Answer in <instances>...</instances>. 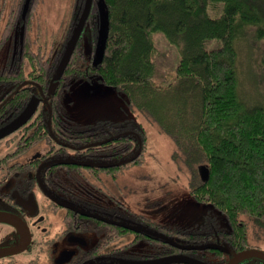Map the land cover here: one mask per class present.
I'll return each instance as SVG.
<instances>
[{
  "label": "trees",
  "instance_id": "16d2710c",
  "mask_svg": "<svg viewBox=\"0 0 264 264\" xmlns=\"http://www.w3.org/2000/svg\"><path fill=\"white\" fill-rule=\"evenodd\" d=\"M34 1L28 0L27 34L17 47L18 59L0 68V128L19 115L32 96H37L41 104L28 123L18 129L20 138L9 155H21L49 139L54 143L50 149H58L66 158L76 150L74 157L102 159L107 155L104 158L108 161L124 157L123 166L140 161L141 154L133 152L145 144L143 129L121 132L106 123L79 130L64 115L62 91L68 87L67 77L96 75L172 137L189 166L198 167L199 172L202 166L208 169L206 180L196 174L191 194L228 221L230 230L217 234L224 246L232 253L248 249V227L242 218L253 220L264 232V104L251 106L241 95L237 41L248 40L250 45L264 41V0H98L109 16L104 53L96 58L94 52L85 63L76 51L54 92L49 86L61 49L46 59L40 50L35 53L31 49L28 32ZM2 13L0 5V18ZM97 14L93 3L89 20L94 21V31L98 29ZM16 27L6 24L0 33V49ZM80 43L81 39L76 49ZM161 43L176 55L172 60L161 51ZM257 60L264 70V48ZM58 141L70 146L59 148ZM59 165L67 168L75 187L85 179L82 173H91L95 180L92 170L118 168L69 161ZM55 175L51 174L53 183ZM70 190L73 195L82 191L66 188L68 195ZM157 229L171 234L167 227ZM178 234L194 244L211 239L209 234ZM156 242L160 255L166 254L164 247L169 252L177 251L160 239L151 244ZM200 251L203 256L210 252L221 258L228 255L216 249ZM240 264L264 261L248 259Z\"/></svg>",
  "mask_w": 264,
  "mask_h": 264
},
{
  "label": "rangeland",
  "instance_id": "374dc122",
  "mask_svg": "<svg viewBox=\"0 0 264 264\" xmlns=\"http://www.w3.org/2000/svg\"><path fill=\"white\" fill-rule=\"evenodd\" d=\"M15 1L0 0V5L3 8L0 18L1 34L8 22V10ZM34 2L28 32L32 42L31 49L35 53L40 50L44 54V59L52 53L59 54L60 49L62 56L81 16L85 0H35ZM94 3L98 12V0ZM97 16L98 29L95 28L94 31L92 25L94 21L91 19L87 21L80 38L79 48L81 50L79 48L75 50L77 53L80 52L85 63L94 56V52L97 53L99 13ZM21 35L22 28H18L1 47L0 68L16 59L17 47L21 44ZM163 43L160 44L161 51L166 55L168 53L167 59L172 60L176 55L169 52L168 45ZM251 45L248 40L237 41L240 92L244 100L253 106L257 103L264 104V70L259 66V60H257L258 52L262 53L264 48V41ZM67 78H70L67 82L68 87L65 89L63 87L62 91L63 113L74 128L84 130L110 123L119 127L121 132H137L139 129H143L145 144L133 152V155L141 154V159L137 163H129L110 171L92 170L95 180L92 179L91 173H82L85 179H82L81 184L76 187L73 186L82 189V191H74V195H70V197L77 196L76 199H70L68 194H66V199L78 200L79 203L80 200L87 201L89 203L88 210L107 208L108 212H116L121 215L123 220L132 227L162 232L164 235H166L165 232L157 227H167L171 233L167 236L171 239H182L181 236L177 237L180 235L178 233H205L211 236L210 240L206 239L205 241L203 238L202 243L205 246L224 245L225 242L217 234L220 230H230L228 221L221 212L208 203L196 201L191 194L194 177L197 173L200 177L201 173L198 167L193 168L187 164L172 137L162 132L160 127L144 112L131 106L127 97L117 88L103 84L98 76L77 77L70 75ZM19 138L20 133L17 130L16 133L1 139L0 157L12 152ZM53 144L51 140L43 139L39 145L27 151L28 153L24 154L21 160H25L36 151H48L53 147ZM69 155L67 158H71V154ZM13 181L16 186L18 181L24 183L26 177H14ZM69 183L75 185L73 181ZM42 189L53 194V190L48 186H42L40 189L35 183L32 190L38 196V203L41 204L46 199L50 200L42 193ZM0 190L6 189L0 187ZM110 196L113 197V200ZM58 198L61 196L58 195ZM106 198L109 200H105ZM242 220L248 227V249L264 252V232L254 225L253 220L246 217ZM7 229L0 224V244L10 243L11 237L7 235ZM125 231L124 244L129 247L126 251L128 258H138L140 254L150 250L158 252L159 242L153 245L145 241H133V236L128 235L129 232ZM180 242L183 243V241ZM185 244L195 245L197 243L187 241ZM164 248L166 254H162L161 256H164L162 258L171 257V253L177 252L176 250L169 252V248ZM228 255L221 258L210 252L201 256L207 264H225L230 258ZM45 257H40L38 264H50ZM16 259L19 261L17 264H24L26 261L22 256H17Z\"/></svg>",
  "mask_w": 264,
  "mask_h": 264
},
{
  "label": "flooded vegetation",
  "instance_id": "af4514ba",
  "mask_svg": "<svg viewBox=\"0 0 264 264\" xmlns=\"http://www.w3.org/2000/svg\"><path fill=\"white\" fill-rule=\"evenodd\" d=\"M27 4L28 0H16L10 6L7 15V24L9 22L10 24H17L13 32L18 28H22L21 44L19 45H22L27 34L25 18ZM17 54L18 52L16 53V59H18ZM58 143L59 148L70 146L63 141H58ZM75 151H71V158H66L58 149H49L43 152L36 151L25 160H21V157L28 152L16 156L9 155V152L0 157V174L3 173V175H0V187L6 189L4 191L0 190V211L16 215L20 218L23 227L27 229L25 234V230L0 222L1 225L8 228L7 235L11 237L10 243L7 245L0 244V248L18 246L26 241L27 237L29 240L26 249L12 255L0 257V264H17L19 262L16 259L17 256H22L26 260L24 264H38L40 257L45 256L50 264H141L163 259L164 256L153 250L143 252L138 258H128L126 251L129 247L124 244L126 240L124 231L129 225L121 215L116 212L110 213L107 208L94 211L88 210L89 203L87 201L80 200L79 203L78 200H70L77 197H70V195H73L71 190L68 196L70 199H66V188L74 189V187L69 183L70 176L66 170L67 168L59 164L69 161L76 165L96 164L102 167L118 165L119 168L120 165L123 166L122 162L125 160L124 158H118L117 160L108 161L109 158H104L107 155L102 156V159H94L92 155H87L85 158L74 157L73 153ZM52 173H56L54 183L52 182ZM14 177H26V181L24 183L18 181L15 186ZM35 183L40 189L46 185L53 190V194H51L46 189V192L42 189V193L48 196L51 201L46 199L44 203H38V196L32 190ZM58 195L61 198H58ZM110 197L113 200V197ZM105 200H109V198ZM84 219L86 221H83ZM128 228L130 229L128 235L133 236V241L139 240L141 242L145 240V242L151 243L152 240L160 239L170 243L177 248V252L171 253V256L185 255L206 263L199 252L205 249L212 250L205 248V244H185L187 241L183 239H171L169 236L162 235L157 231L132 226ZM141 238L143 239L141 240ZM180 241H183V243ZM231 254L234 253L231 252ZM231 254H229L230 258ZM61 260L63 261L61 262Z\"/></svg>",
  "mask_w": 264,
  "mask_h": 264
},
{
  "label": "water",
  "instance_id": "95a60500",
  "mask_svg": "<svg viewBox=\"0 0 264 264\" xmlns=\"http://www.w3.org/2000/svg\"><path fill=\"white\" fill-rule=\"evenodd\" d=\"M93 3H94V0H85L84 7L81 12V16L77 24L75 25V29L72 35L70 36V39L65 47V50L60 58V61L50 81V86H49L50 92H54L59 86L60 80L62 79L65 73V70L68 67V64L78 46L81 35L90 17ZM98 13H99V32H98L99 36H98V43L96 47V51H97L96 58H101L104 53L105 43H106L107 34H108V27H109L108 12L106 10L105 5L102 2H98ZM39 104H40V100L37 97L32 96L29 102L27 103V105L25 106V108L21 111V113L16 118H14V120H12L10 123H8L7 125H5L3 128L0 129V140L16 132L18 129H20L22 126L28 123V121L37 112ZM200 173H201V177L203 180H206L209 176V171L205 166H202L200 168ZM0 222L8 223V224L18 227L19 229L25 230V234H26L27 229L23 227L20 218L12 213L0 211ZM28 244H29V240L27 237V240L18 246L0 248V257L18 253L26 249ZM200 248L202 249V247ZM205 248L221 250L227 254H231V250L225 246L210 245V246H206ZM248 259H260L264 261V252L260 250L246 249V250L234 253L233 255L231 254V258L225 264H240L242 261L248 260ZM62 261L63 260H61V262ZM168 263L206 264L204 262H201L198 259L192 258L190 256H185V255L184 256L174 255L171 257L159 259L156 261L154 260V261L147 262V263H141V264H168ZM132 264H140V263H132Z\"/></svg>",
  "mask_w": 264,
  "mask_h": 264
}]
</instances>
